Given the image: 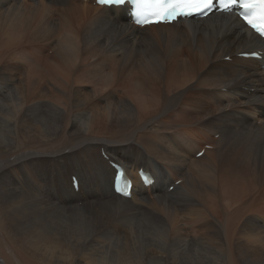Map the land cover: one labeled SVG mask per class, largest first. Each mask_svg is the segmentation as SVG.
<instances>
[{
	"label": "bare ground",
	"instance_id": "1",
	"mask_svg": "<svg viewBox=\"0 0 264 264\" xmlns=\"http://www.w3.org/2000/svg\"><path fill=\"white\" fill-rule=\"evenodd\" d=\"M257 51L233 14L140 28L94 0H0V264H255L236 250L264 245V57H238Z\"/></svg>",
	"mask_w": 264,
	"mask_h": 264
},
{
	"label": "snow or ice",
	"instance_id": "2",
	"mask_svg": "<svg viewBox=\"0 0 264 264\" xmlns=\"http://www.w3.org/2000/svg\"><path fill=\"white\" fill-rule=\"evenodd\" d=\"M99 2L106 5H122L126 3V0H99ZM159 2L162 3L163 0H159ZM213 3L214 0H175V2L170 5V11L164 13L160 19H145L144 23L168 22L169 16L175 17L177 15L191 16L193 14H201L211 8ZM230 6H238L243 9L246 22L261 36H264V0H228V3L225 5V10H228ZM257 6L261 9V14L254 20L248 15V13ZM137 23H141V21L137 19ZM125 195L130 194L125 193Z\"/></svg>",
	"mask_w": 264,
	"mask_h": 264
},
{
	"label": "rangeland",
	"instance_id": "3",
	"mask_svg": "<svg viewBox=\"0 0 264 264\" xmlns=\"http://www.w3.org/2000/svg\"><path fill=\"white\" fill-rule=\"evenodd\" d=\"M226 22L228 23L229 22V19L227 20L226 19ZM185 47H186V45H185ZM56 49H53V50H50V51H47V53L48 54H50L51 56L52 55H54V53H53V51H55ZM247 51V50H246ZM228 62V61H227ZM258 66V65H257ZM259 67V66H258ZM2 87V86H1ZM0 87V88H1ZM261 87V85H255L253 88L254 89H257V90H259V88ZM250 91H251V89H250ZM259 93V92H258ZM258 93H255L256 95L258 94ZM249 94V93H248ZM253 94V93H252ZM251 94V95H252ZM250 96V95H249ZM7 101H5L4 102V104L6 103ZM3 104V105H4ZM39 114H41V115H39ZM38 115L39 116H37V118L39 117V118H42V117H44L45 115H43V113H39ZM36 116V115H35ZM1 117H2V113H1ZM0 117V120L2 119ZM39 118H38V120H39ZM261 123H262V121H258L257 122V124L260 126L261 125ZM2 124V123H1ZM16 139V135H15V132H8V133H6V134H4L2 137H0V145H3V146H5V147H9V146H11L13 143H14V140ZM213 139H215V140H217L218 139V137H217V135H215L214 137H213ZM208 147H207V145L205 146V149H207ZM101 151H102V148H101ZM197 156V155H196ZM115 161V160H114ZM117 162V161H116ZM53 164V163H52ZM77 177V176H76ZM174 185V184H173ZM172 187V186H171ZM148 198H150V199H154V197L152 196V195H148L147 196ZM82 204H83V202H81V203H79V204H77V206L78 207H82ZM260 249H261V247H260ZM236 253H238V254H254V255H256V256H259V258L256 260V262H255V264H264V245L262 246V249L261 250H248V249H241V250H236ZM203 254V253H202ZM189 257H191L190 255H187L186 257H185V259L186 258H189ZM205 261H208L209 260V258H208V256L204 259ZM110 262L111 263H119V264H140V261H138V260H132V261H130V262H124V261H122V260H118L117 262H114L113 260H111L110 259ZM92 264H96L95 262H92ZM246 264V263H245Z\"/></svg>",
	"mask_w": 264,
	"mask_h": 264
}]
</instances>
